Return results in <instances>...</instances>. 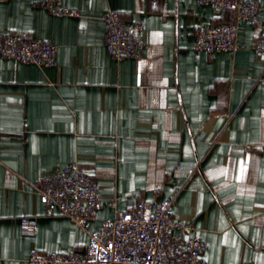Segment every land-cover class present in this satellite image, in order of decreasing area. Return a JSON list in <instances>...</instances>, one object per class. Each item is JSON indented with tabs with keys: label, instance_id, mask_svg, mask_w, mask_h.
Here are the masks:
<instances>
[{
	"label": "crops",
	"instance_id": "crops-1",
	"mask_svg": "<svg viewBox=\"0 0 264 264\" xmlns=\"http://www.w3.org/2000/svg\"><path fill=\"white\" fill-rule=\"evenodd\" d=\"M0 0V31L58 44L56 63L0 56V264H27L32 248L83 251L87 231L47 207L32 182L75 163L96 177L100 230L111 200L175 197L174 218L196 228L208 264H264V55L259 22L240 23L235 52L195 48L201 24L231 22L197 0ZM143 24L139 58L116 60L102 15ZM38 225L26 232L22 218Z\"/></svg>",
	"mask_w": 264,
	"mask_h": 264
},
{
	"label": "built area",
	"instance_id": "built-area-1",
	"mask_svg": "<svg viewBox=\"0 0 264 264\" xmlns=\"http://www.w3.org/2000/svg\"><path fill=\"white\" fill-rule=\"evenodd\" d=\"M215 14L234 8L237 19L231 22L201 24L195 31V48L206 51H232L242 48L239 29L242 21L259 22L260 0H197ZM35 5L56 16L78 15L63 0H39ZM107 24L105 45L118 61L139 58L146 46L141 22L124 20L119 11L109 9L102 15ZM256 54L264 55V35L251 44ZM58 44L53 39L30 36L21 30L0 31V56L39 66L56 63ZM43 203L56 209L89 234L83 251L46 252L32 248L27 264H208L203 258L207 242L196 228L174 218L175 197L163 200L140 198L125 209L111 200L114 214L100 230L91 229L90 219L101 201V185L94 175L71 163L32 182ZM26 232L38 225L30 217L22 218Z\"/></svg>",
	"mask_w": 264,
	"mask_h": 264
}]
</instances>
